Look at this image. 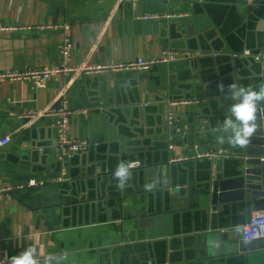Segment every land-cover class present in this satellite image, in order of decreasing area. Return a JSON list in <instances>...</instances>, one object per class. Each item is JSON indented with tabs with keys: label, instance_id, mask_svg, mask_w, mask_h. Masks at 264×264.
<instances>
[{
	"label": "crops",
	"instance_id": "0c3cea01",
	"mask_svg": "<svg viewBox=\"0 0 264 264\" xmlns=\"http://www.w3.org/2000/svg\"><path fill=\"white\" fill-rule=\"evenodd\" d=\"M64 36L70 68L184 57L147 71L58 75L40 89L0 83V141L8 140L0 190L10 189L0 194V254L35 245L56 264H264V251L205 253L198 207L210 163L232 159L218 130L228 86L264 84L258 64L232 57L264 53V0H0V74L60 67ZM62 96L73 112L69 136L92 149L66 162L69 181L57 183L62 165L45 113ZM169 110L180 133L166 125ZM207 154L216 157L199 158ZM121 161L132 173L123 191L113 176ZM31 180L42 185L18 189ZM229 206V226H245L243 207Z\"/></svg>",
	"mask_w": 264,
	"mask_h": 264
},
{
	"label": "water",
	"instance_id": "95a60500",
	"mask_svg": "<svg viewBox=\"0 0 264 264\" xmlns=\"http://www.w3.org/2000/svg\"><path fill=\"white\" fill-rule=\"evenodd\" d=\"M254 63L260 66L261 76H264V63ZM256 123L257 131L248 144L233 147L228 143L231 160L218 169L214 163H210L211 172L202 185L203 195L198 207L202 223L200 229L207 233L203 251H210L212 258L237 253L246 256L264 251V239H240L239 227L244 225L231 228L230 218L225 219L227 207L233 204L243 207L245 224L250 222L254 213L264 210V102H261ZM90 149L92 147L88 146L83 152L69 158V166L75 157L87 154ZM154 171H145L146 181L154 177ZM223 229L225 233H221Z\"/></svg>",
	"mask_w": 264,
	"mask_h": 264
},
{
	"label": "built area",
	"instance_id": "2783aa9c",
	"mask_svg": "<svg viewBox=\"0 0 264 264\" xmlns=\"http://www.w3.org/2000/svg\"><path fill=\"white\" fill-rule=\"evenodd\" d=\"M152 17L151 19H155ZM65 32L68 31V26H64ZM71 50V42L66 36L59 46V54L61 56L62 63L58 68L51 69H33L27 70L26 72H11L6 74H0V83H15L24 82L35 88H44L48 80L58 76V75H69L76 74L79 72H85L86 74H95L100 72H120V71H147L157 64L170 63L177 61L179 58L184 57V55L177 52H168L163 54L161 58L157 60H144L142 58L136 59L134 62L126 64H114V65H104L96 67H85V68H70L67 67V60L69 58V52ZM216 56V55H215ZM233 58H248L254 62L264 63V53H253L249 50L243 51L241 54H232ZM189 58V54L186 56ZM198 103V102H197ZM189 102L184 101L182 103L169 102L168 107L170 110L176 107V105H188ZM169 110L166 116V125L170 133H180V127L174 117V114ZM47 116L54 119V129L56 134V158L57 161L62 165L61 174L56 179L55 182L61 183L68 179H65L66 162L73 155L83 152L90 144L85 140H75L69 136V120L73 115V112L67 109V101L63 96L59 101V105L55 109H49L45 113ZM40 114L30 115L32 119L38 118ZM8 144V140L0 141V147H4ZM215 155H204L200 156V159L215 158ZM183 159H173L171 162H180ZM42 185V183H36L34 180L29 181L26 186H20L18 189L23 188H33L35 186ZM10 189H1L0 194L6 193ZM243 238L245 240L253 239H264V210L254 213L250 219V222L241 228ZM7 259L0 254V264H7Z\"/></svg>",
	"mask_w": 264,
	"mask_h": 264
},
{
	"label": "clouds",
	"instance_id": "9594fccd",
	"mask_svg": "<svg viewBox=\"0 0 264 264\" xmlns=\"http://www.w3.org/2000/svg\"><path fill=\"white\" fill-rule=\"evenodd\" d=\"M224 91V85L218 86ZM227 97L230 100L228 108L225 110V117L219 127V131L224 133L219 139L224 142L226 139L233 147L245 146L257 131V113L264 102V84L254 89L232 83L228 86ZM117 181L116 188L123 191L131 179V165L121 161L113 173ZM145 191L153 188L151 183L144 185ZM7 264H56L52 256L41 257V252L35 245H30L18 255L8 258Z\"/></svg>",
	"mask_w": 264,
	"mask_h": 264
}]
</instances>
